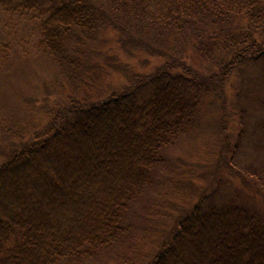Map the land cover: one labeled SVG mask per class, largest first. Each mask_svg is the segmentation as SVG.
I'll return each instance as SVG.
<instances>
[{"label":"trees","instance_id":"1","mask_svg":"<svg viewBox=\"0 0 264 264\" xmlns=\"http://www.w3.org/2000/svg\"><path fill=\"white\" fill-rule=\"evenodd\" d=\"M10 1L0 0V10ZM47 1L37 47L57 65L73 57L75 66L77 43L109 25L134 29V46L163 61L102 99L70 100L9 152L0 165V264H57L115 245L161 151L190 124L201 90L264 58V0ZM170 35L183 53L196 44L211 52L206 79L167 48ZM147 264H264V222L243 206L202 207L200 199Z\"/></svg>","mask_w":264,"mask_h":264},{"label":"rangeland","instance_id":"2","mask_svg":"<svg viewBox=\"0 0 264 264\" xmlns=\"http://www.w3.org/2000/svg\"><path fill=\"white\" fill-rule=\"evenodd\" d=\"M30 1L33 6H24ZM47 2L11 0L0 10V165L46 128L59 107L102 99L163 61L134 46V29L121 33L109 25L77 43L75 66L73 57L57 65L37 47ZM165 43L202 78L214 68L204 47L186 45L183 53L172 35ZM196 105L131 204L124 236L93 256L57 264H147L177 218L200 199L202 207L243 206L264 222V58L235 69L222 86L209 83Z\"/></svg>","mask_w":264,"mask_h":264}]
</instances>
